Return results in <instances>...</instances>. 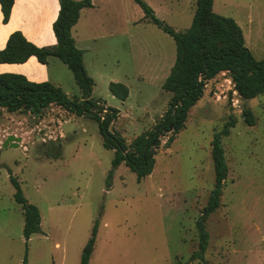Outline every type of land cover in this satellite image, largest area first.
<instances>
[{"label": "rangeland", "instance_id": "374dc122", "mask_svg": "<svg viewBox=\"0 0 264 264\" xmlns=\"http://www.w3.org/2000/svg\"><path fill=\"white\" fill-rule=\"evenodd\" d=\"M142 1L174 31L189 28L195 0ZM212 10L232 18L253 58L264 59V0H213ZM114 19L109 49L98 57L88 52L85 63L94 80L91 97L119 112L110 131L129 144L152 129L170 99L161 89L163 71L146 72L145 54L172 53L174 61L175 44L134 0H115ZM110 82L127 86L125 101L110 94ZM64 84L68 98L80 97L75 83ZM230 116L235 125L221 138L228 173L220 206L206 221L204 261L189 260L197 250L194 222L214 182L210 143ZM9 135L21 139L18 147H2ZM168 136L154 145L149 176L137 182L121 164L106 188L113 150L103 147L95 121L55 105L36 116L0 108V264H79L95 222L88 264H264V94L243 101L221 73L207 82L167 148ZM9 174L41 218L27 250Z\"/></svg>", "mask_w": 264, "mask_h": 264}, {"label": "trees", "instance_id": "16d2710c", "mask_svg": "<svg viewBox=\"0 0 264 264\" xmlns=\"http://www.w3.org/2000/svg\"><path fill=\"white\" fill-rule=\"evenodd\" d=\"M91 1L58 0V15L52 23L56 39L54 46L37 47L27 41L21 32L14 31L8 36L5 47L0 50L1 64H22L30 57H34L41 64H47L48 58H57L72 73L80 97L70 99L60 87L49 82L35 83L23 75L4 73L0 74V108L7 113L28 111L36 116L55 105L77 117L95 121L103 147L113 150L106 188L111 185L113 171L121 164L135 173L137 182L152 173L156 154L153 143L159 137L169 134L164 146L170 147L175 136L184 128L188 112L203 96L207 82L217 75L227 74L233 91L243 101L264 93V59L253 58L245 46L241 28L232 18L213 12V0H195L191 24L183 32H176L165 25L142 0H134L144 12L145 18L172 38L175 44V59L161 85V89L170 94L166 111L152 129L144 131L126 144L117 133L110 131V126L117 119L119 112L106 107L101 100L91 97L94 81L83 65V51L76 48L71 35L81 9L91 7ZM12 5L13 0H0L4 24L9 20ZM108 90L120 101H125L129 95L127 86L119 82H110ZM245 114L246 124L252 126L254 121L250 113L245 111ZM234 125L235 119L230 116L222 128L213 134L210 155L213 161L214 182L206 204L194 222L197 250L192 253L189 260L204 261V252L208 246L206 221L220 206L222 189L228 173L221 138L226 137ZM9 181L15 190L14 200L22 210V236L27 250L31 236L41 232L39 210L26 200L11 174ZM96 232L95 222L90 237L82 248L79 264H88Z\"/></svg>", "mask_w": 264, "mask_h": 264}, {"label": "crops", "instance_id": "0c3cea01", "mask_svg": "<svg viewBox=\"0 0 264 264\" xmlns=\"http://www.w3.org/2000/svg\"><path fill=\"white\" fill-rule=\"evenodd\" d=\"M91 4V7L81 9L78 21L71 30L76 48L83 51L85 70L86 54L90 51L96 57L104 54L106 48L110 47L109 39L115 34V0H92ZM58 11V0H13L10 17L6 24L2 22L0 9V50L5 47L8 36L14 31L21 32L27 41L37 47L54 46L56 39L52 31V23L56 20ZM164 54L147 51L145 55L151 59V63L146 66V72L149 71L154 75L157 70L163 71L164 78H162L165 79L174 61L172 53ZM50 68L53 69L52 74ZM4 73L23 75L27 80L35 83L49 82L62 90L64 82L67 86L74 83L69 69L54 57L48 58L47 64L39 63L34 57H30L22 64L0 63V74ZM1 110L4 112V109ZM20 143L21 139L18 145Z\"/></svg>", "mask_w": 264, "mask_h": 264}, {"label": "water", "instance_id": "95a60500", "mask_svg": "<svg viewBox=\"0 0 264 264\" xmlns=\"http://www.w3.org/2000/svg\"><path fill=\"white\" fill-rule=\"evenodd\" d=\"M20 141V138L14 137L13 135H9L6 137L4 142L2 143L3 148L7 147H18V142ZM157 142H159V139L156 140L153 145H155Z\"/></svg>", "mask_w": 264, "mask_h": 264}]
</instances>
